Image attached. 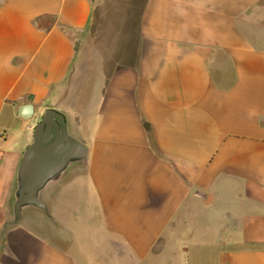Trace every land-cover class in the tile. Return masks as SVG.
<instances>
[{
	"label": "crops",
	"instance_id": "1",
	"mask_svg": "<svg viewBox=\"0 0 264 264\" xmlns=\"http://www.w3.org/2000/svg\"><path fill=\"white\" fill-rule=\"evenodd\" d=\"M47 109L87 164L4 231ZM0 264H264V0H0Z\"/></svg>",
	"mask_w": 264,
	"mask_h": 264
},
{
	"label": "water",
	"instance_id": "2",
	"mask_svg": "<svg viewBox=\"0 0 264 264\" xmlns=\"http://www.w3.org/2000/svg\"><path fill=\"white\" fill-rule=\"evenodd\" d=\"M23 117L31 116V106L23 107ZM87 147L71 136L63 114L47 109L36 124L33 141L23 153L13 193V218L3 230L22 220L27 209L34 208L50 216L45 194L61 182L75 166L87 164Z\"/></svg>",
	"mask_w": 264,
	"mask_h": 264
},
{
	"label": "rangeland",
	"instance_id": "3",
	"mask_svg": "<svg viewBox=\"0 0 264 264\" xmlns=\"http://www.w3.org/2000/svg\"><path fill=\"white\" fill-rule=\"evenodd\" d=\"M201 216H202V215H201ZM201 216L198 217V220L200 219ZM198 220H197L196 223H197V225H200V226H201V222H200V220H199V221H198Z\"/></svg>",
	"mask_w": 264,
	"mask_h": 264
},
{
	"label": "trees",
	"instance_id": "4",
	"mask_svg": "<svg viewBox=\"0 0 264 264\" xmlns=\"http://www.w3.org/2000/svg\"><path fill=\"white\" fill-rule=\"evenodd\" d=\"M38 25L40 26V23L38 22Z\"/></svg>",
	"mask_w": 264,
	"mask_h": 264
}]
</instances>
